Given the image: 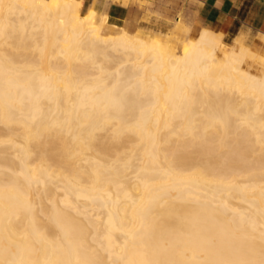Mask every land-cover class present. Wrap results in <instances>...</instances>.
<instances>
[{
    "label": "bare ground",
    "instance_id": "bare-ground-1",
    "mask_svg": "<svg viewBox=\"0 0 264 264\" xmlns=\"http://www.w3.org/2000/svg\"><path fill=\"white\" fill-rule=\"evenodd\" d=\"M82 4L0 0V264H264V55Z\"/></svg>",
    "mask_w": 264,
    "mask_h": 264
},
{
    "label": "crops",
    "instance_id": "crops-1",
    "mask_svg": "<svg viewBox=\"0 0 264 264\" xmlns=\"http://www.w3.org/2000/svg\"><path fill=\"white\" fill-rule=\"evenodd\" d=\"M82 13L94 10L100 16H108L119 21L128 14V0H81ZM190 9L196 13L195 17L202 29H210L223 35L226 39L234 40L239 35L248 36L258 40L264 47V0H186ZM121 3V4H120ZM123 4V5H122ZM108 22V21H107ZM184 25V26H183ZM115 28V29H114ZM110 33H118L126 29L135 33L129 24L117 26L107 23ZM190 27L178 18L175 31L188 34ZM140 30V29H139ZM138 30V31H139ZM200 30V31H201Z\"/></svg>",
    "mask_w": 264,
    "mask_h": 264
},
{
    "label": "rangeland",
    "instance_id": "rangeland-1",
    "mask_svg": "<svg viewBox=\"0 0 264 264\" xmlns=\"http://www.w3.org/2000/svg\"><path fill=\"white\" fill-rule=\"evenodd\" d=\"M123 6L129 9L127 16L119 21L108 16L109 24L117 26L129 24L133 31H137L136 34L147 38L156 36L165 38L172 35L170 44L179 54L184 44L190 39H196L201 30L195 17L196 13L190 9L186 0H128L127 5ZM178 18L190 27L188 34L183 31H178L177 35L172 34ZM245 38L246 45L252 51L264 55V47L258 40L248 36ZM260 39L264 41V37ZM223 42L229 48L233 40L224 38Z\"/></svg>",
    "mask_w": 264,
    "mask_h": 264
}]
</instances>
